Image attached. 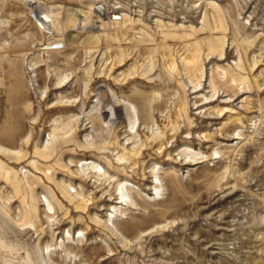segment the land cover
<instances>
[{"label": "rangeland", "instance_id": "rangeland-1", "mask_svg": "<svg viewBox=\"0 0 264 264\" xmlns=\"http://www.w3.org/2000/svg\"><path fill=\"white\" fill-rule=\"evenodd\" d=\"M32 1L0 0V264H264V0Z\"/></svg>", "mask_w": 264, "mask_h": 264}, {"label": "bare ground", "instance_id": "bare-ground-1", "mask_svg": "<svg viewBox=\"0 0 264 264\" xmlns=\"http://www.w3.org/2000/svg\"><path fill=\"white\" fill-rule=\"evenodd\" d=\"M28 2H30V5L32 6L31 8H32V12H33V17H34V19L36 20V21H39V22H41V24L43 23L44 24V19L47 17L45 14H44V12L43 11H41V9L36 5V3H37V1H32V0H27ZM40 4V3H39ZM47 22V21H46ZM52 22V21H51ZM51 22H50V24H51ZM42 24V25H43ZM47 25H49V24H47ZM46 25V26H47ZM240 97H242V96H239L238 98H237V100L238 99H240ZM102 99V103H104L105 105H104V107H103V114H102V116H101V118L103 119V132L104 133H106V135H107V133H109L110 132V130L113 128V126H114V124H116V121H115V119H116V111H114V107L112 106V105H110L108 102H106L105 101V97L104 98H100V100ZM236 100V101H237ZM230 103V102H229ZM133 117V116H132ZM85 124V123H84ZM134 124V123H133ZM179 131V130H178ZM18 132V131H17ZM17 134L16 133H14V134H11V136L12 137H14V136H16ZM176 135H178V132H177V134ZM156 140H157V138H156ZM160 143V142H159ZM162 143V142H161ZM1 148V147H0ZM160 148V147H159ZM161 148H162V146H161ZM160 148V149H161ZM132 150V149H131ZM132 152H134V154L135 155H144L145 154V151H144V148H142L141 150L139 149V150H135V151H132ZM165 153V151L163 150L162 151V153H161V155L162 154H164ZM157 155V154H156ZM85 165H87V167L88 168H91L92 170H94L95 171V173L96 174H99L98 176H100V172L102 171V168H101V166L100 165H97V164H95L94 162H89V163H87L86 162V164ZM158 178L156 177V180H157ZM17 185V184H16ZM127 189V187H124L123 185H121V184H119V188H118V191L120 192V195H118V197H116V198H114V200L116 201H118V200H126V198H128L129 197V195L128 194H125L124 192H125V190ZM155 189H156V191L158 192V194H159V190L158 189H160V187L158 186V185H156L155 186ZM111 199H113V198H111ZM1 202V201H0ZM117 204V206H118V203H116ZM117 212L119 211L118 209H117V207L115 206V207H113ZM0 209L2 210H0V214H2V215H0L1 217L2 216H6L7 215V213H5L4 214V209H6V207L4 206V205H2L1 203H0ZM53 209V208H52ZM115 215L113 214L112 216H111V218H109V222H111L112 221V219H118V217L116 216V217H114ZM11 219V218H10ZM7 222H8V220H7ZM114 224H115V222H113ZM107 225V224H106ZM25 229V228H24ZM18 232L19 233H21V230H20V228H18ZM22 234V233H21Z\"/></svg>", "mask_w": 264, "mask_h": 264}]
</instances>
